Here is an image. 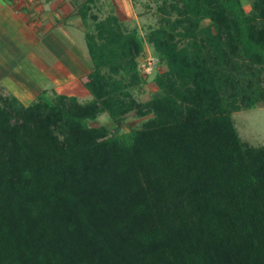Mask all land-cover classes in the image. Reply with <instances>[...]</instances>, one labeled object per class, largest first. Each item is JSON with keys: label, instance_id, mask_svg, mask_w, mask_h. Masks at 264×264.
<instances>
[{"label": "trees", "instance_id": "1", "mask_svg": "<svg viewBox=\"0 0 264 264\" xmlns=\"http://www.w3.org/2000/svg\"><path fill=\"white\" fill-rule=\"evenodd\" d=\"M156 2L143 37L76 0L91 100L0 96V264H264V145L231 116L264 101V0ZM145 44L165 69L140 101Z\"/></svg>", "mask_w": 264, "mask_h": 264}, {"label": "rangeland", "instance_id": "2", "mask_svg": "<svg viewBox=\"0 0 264 264\" xmlns=\"http://www.w3.org/2000/svg\"><path fill=\"white\" fill-rule=\"evenodd\" d=\"M243 8L250 9L251 0H240ZM156 0H100L99 9H94L100 18L111 10L128 27H135L141 36H145L150 27L157 24L159 14ZM73 6V4H72ZM72 14V15H71ZM70 16L54 18L52 33L58 44L46 46V42L28 46L22 44L17 36L0 37V96L13 94L24 104L31 103L38 92L46 89L49 96L56 93L75 95L80 102H87L92 95L84 85L86 76L92 72L91 60L87 51L84 28L76 12ZM18 37V38H17ZM155 56L153 48L145 44L143 53L137 58ZM158 67L145 76L141 86L132 90L133 96L140 101L149 100L158 92L154 82ZM264 82V72L262 75ZM151 115L139 117L126 115L121 132L138 128ZM234 126L241 140L251 146L264 145V101L254 107L241 109L231 114ZM90 126H107L113 132L115 123L107 113H101L95 120H87Z\"/></svg>", "mask_w": 264, "mask_h": 264}, {"label": "crops", "instance_id": "3", "mask_svg": "<svg viewBox=\"0 0 264 264\" xmlns=\"http://www.w3.org/2000/svg\"><path fill=\"white\" fill-rule=\"evenodd\" d=\"M75 2L76 0H0V37L16 36L17 32L22 44L34 46L45 40L46 46L54 47L58 41L52 30L58 23H54L53 19L58 16L59 19L68 17L76 12ZM98 5L100 7V0Z\"/></svg>", "mask_w": 264, "mask_h": 264}, {"label": "built area", "instance_id": "4", "mask_svg": "<svg viewBox=\"0 0 264 264\" xmlns=\"http://www.w3.org/2000/svg\"><path fill=\"white\" fill-rule=\"evenodd\" d=\"M138 70L143 76L152 73L158 67V58L156 56H146L143 59H138Z\"/></svg>", "mask_w": 264, "mask_h": 264}]
</instances>
